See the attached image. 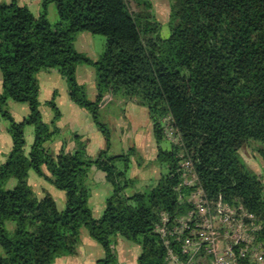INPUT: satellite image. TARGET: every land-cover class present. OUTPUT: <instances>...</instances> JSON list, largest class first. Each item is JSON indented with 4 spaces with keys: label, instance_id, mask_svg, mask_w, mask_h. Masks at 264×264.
<instances>
[{
    "label": "trees",
    "instance_id": "trees-1",
    "mask_svg": "<svg viewBox=\"0 0 264 264\" xmlns=\"http://www.w3.org/2000/svg\"><path fill=\"white\" fill-rule=\"evenodd\" d=\"M50 3L57 14L53 23L47 17ZM169 3L170 19L175 15L177 20L163 36L153 12L132 13L127 0H40L37 14L17 0L0 2V112L11 138L0 163V264H50L75 251L82 229L104 250L94 264L115 263L114 236L140 245L138 264H166L154 227L161 212L178 215L188 206L189 189L176 188L182 149L211 196L239 200L258 217L257 236L264 243V178L239 151L253 142L264 165V0ZM81 31L103 36L97 59L75 49ZM82 63L95 69L94 99L76 79ZM40 69H56L68 97L90 114L104 139L95 157L87 155L86 142L76 133L72 151L48 147L60 133L54 125L60 110L52 96L46 104L53 126L42 119L35 76ZM106 94L147 108L160 170L154 185L126 192L131 184L127 168L137 151L109 152L111 129L100 115ZM11 101L28 104L22 120L11 117ZM167 116L177 144L166 142ZM26 126L33 133L28 151ZM91 167L112 185L99 217L88 205ZM30 170L64 192L63 208L47 192L36 196L27 181Z\"/></svg>",
    "mask_w": 264,
    "mask_h": 264
},
{
    "label": "crops",
    "instance_id": "crops-1",
    "mask_svg": "<svg viewBox=\"0 0 264 264\" xmlns=\"http://www.w3.org/2000/svg\"><path fill=\"white\" fill-rule=\"evenodd\" d=\"M1 1L9 0H0V2ZM17 2L19 4H25L30 10H33L34 14L39 12L40 0H17ZM53 10L56 11L55 6L53 3H50L48 5L47 16L53 13ZM95 37V34L86 31L78 32L74 40L75 49L85 53L92 60H95L101 54L104 47V39L102 41L98 40L99 45H97ZM75 75L77 81L84 84L87 97L94 99L96 96L94 67L88 63L79 64L76 67ZM35 76L38 80V84L40 79L49 80L43 87V95L39 94V85L38 99L42 117L51 127L53 126L51 123L53 112L46 104V100L53 96L60 110V116L54 122V125L59 128L60 133L59 136L48 144V147L53 152H57L61 147H64L65 150L72 151L75 147L73 134L76 133L85 140L87 155L92 158L95 157L97 152L104 147L103 136L94 125L90 114L68 97L66 83L63 77L56 69H40L35 73ZM143 107L144 106L137 103L134 99L114 97L106 94L102 98V103H100V115L108 124L114 120L116 126H118L117 128H120L121 131L127 130L128 127L136 131L135 135L138 136V138L130 141L125 139V137H127L126 132L124 133V138L118 135L119 138H117L116 146L121 152L130 147H134L137 152L145 154L148 156V159L154 161L156 144L154 136H149L148 129L150 127L152 129V125L148 116V110L146 107ZM7 109L14 120L20 121L28 112V104L25 102H9L7 104ZM140 117L142 118V123H146L148 127L146 135L145 132L139 128L141 125V121L139 120ZM6 127L7 120H0V163L5 160L11 145V138ZM24 133L25 148L28 151L33 140L32 128L26 126ZM112 136L113 133H111L109 152L116 153L117 147L114 145ZM137 165L139 167V164ZM150 167L152 168V176L157 179L159 176L157 167L154 166L153 163L150 164ZM27 181L36 196L41 197L47 192L54 198L56 206L59 209L64 207L65 195L62 190L57 189L32 170L28 172ZM14 182L15 180L10 179L8 185L12 186ZM87 183L90 187L88 205L92 214L95 216L97 211L94 212L95 209L92 204L95 203L98 210H101V208L103 209L105 199L112 191V185L104 178L103 172L95 167L90 168ZM11 227L12 224L8 223V228ZM112 245L116 254V261L113 264H138L137 256L141 249L138 243L121 236H114ZM103 255L104 250L102 246L87 233L86 229H82L75 251L71 254L56 257L50 264H94L95 261Z\"/></svg>",
    "mask_w": 264,
    "mask_h": 264
},
{
    "label": "built area",
    "instance_id": "built-area-1",
    "mask_svg": "<svg viewBox=\"0 0 264 264\" xmlns=\"http://www.w3.org/2000/svg\"><path fill=\"white\" fill-rule=\"evenodd\" d=\"M166 142L179 136L169 116L163 118ZM177 189H189L186 210L161 212L154 231L165 247L166 264H264V243L257 236L261 221L239 200L211 196L187 152L179 151Z\"/></svg>",
    "mask_w": 264,
    "mask_h": 264
},
{
    "label": "rangeland",
    "instance_id": "rangeland-1",
    "mask_svg": "<svg viewBox=\"0 0 264 264\" xmlns=\"http://www.w3.org/2000/svg\"><path fill=\"white\" fill-rule=\"evenodd\" d=\"M149 2L151 4L150 7H147L143 5L140 1L137 2L136 0H127V5H128L129 10L132 13H138V14L140 13L144 15L147 12H153L156 20L159 21L161 34L163 36H166L169 31V26L174 24L177 20L175 15H173L170 19L171 11H170L169 0H149ZM31 11L32 13H34L33 10ZM47 17H48V20L51 23H53L57 19L56 11L53 10V13H50ZM95 36H96L95 38H96L97 45H99L98 40L102 41L104 38L101 35H95ZM166 52H167V48L166 46H163V53H166ZM48 81L49 80L47 79H40V82H39V85H40L39 94L40 95H43V87ZM11 102H15V101H11ZM15 103H18V102H15ZM143 108H145V106ZM42 119L44 120L43 117ZM101 119L104 121L102 116H101ZM0 120L1 121L6 120L5 117L1 114V112H0ZM139 120L141 121V125L139 126V128L140 130L144 131L146 135V131L148 127L146 126V123L145 124L142 123L141 117L139 118ZM111 123L110 124L107 123V124L109 125L111 129V133H113L112 137H113L115 147H117L116 146L117 138H119L120 135L124 138L125 132L127 135L125 139L128 141L138 138V136L135 135V132H136L135 130L133 131L128 127L127 130L121 131L120 128H117L118 126H116V123L114 122V120H112ZM28 127L31 128V126H28ZM148 132H149V136L152 137L153 132H152L151 127L148 129ZM254 146L255 144L253 142H250L246 145H243L239 151H240L241 157L243 161L245 162V164L249 168L253 169L255 172L260 173L264 178V165L262 163L260 156L255 151ZM116 149H117L116 153H121V150L118 147ZM151 163H153V165L157 167L158 174H160L159 166L156 163V161L148 159V156H146L145 154L136 152L134 155L131 156L130 164L127 168V175L131 178V184L125 189L127 193H131L135 189H144L146 187H149L155 184L158 178L156 179L152 176V168L150 167ZM137 164H139V167ZM92 205L95 209L94 212L97 211L95 216L99 217L102 214L104 208L103 209L101 208V210H98V207H96L95 203ZM3 254H4V251L0 247V255H3Z\"/></svg>",
    "mask_w": 264,
    "mask_h": 264
},
{
    "label": "water",
    "instance_id": "water-1",
    "mask_svg": "<svg viewBox=\"0 0 264 264\" xmlns=\"http://www.w3.org/2000/svg\"><path fill=\"white\" fill-rule=\"evenodd\" d=\"M100 103H102V100L100 101Z\"/></svg>",
    "mask_w": 264,
    "mask_h": 264
}]
</instances>
